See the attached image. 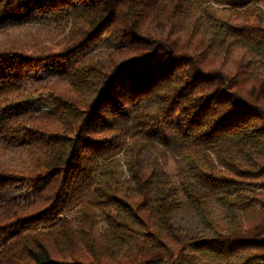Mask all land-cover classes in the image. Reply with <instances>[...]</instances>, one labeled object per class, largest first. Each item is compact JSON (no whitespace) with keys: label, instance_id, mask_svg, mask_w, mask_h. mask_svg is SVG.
<instances>
[{"label":"trees","instance_id":"trees-1","mask_svg":"<svg viewBox=\"0 0 264 264\" xmlns=\"http://www.w3.org/2000/svg\"><path fill=\"white\" fill-rule=\"evenodd\" d=\"M36 22L0 42V264H264V0H0Z\"/></svg>","mask_w":264,"mask_h":264},{"label":"rangeland","instance_id":"rangeland-1","mask_svg":"<svg viewBox=\"0 0 264 264\" xmlns=\"http://www.w3.org/2000/svg\"><path fill=\"white\" fill-rule=\"evenodd\" d=\"M42 30H46L45 26L38 22L28 24L25 27H13L8 30L1 29L0 42L19 40L24 38L31 39L33 35H35L37 32ZM53 73H54L53 65L47 64L41 71V77L42 78L46 76L48 77ZM53 77L58 78V76L55 75ZM34 81L35 79L33 78L32 82ZM18 108L23 110L25 106L24 104L19 103ZM1 116H4V114H2ZM177 133L178 130L175 128L174 124H170L167 126L166 129L157 131L155 137L151 140L150 143L151 146L148 155L150 160L153 163H156L158 167L160 166V164H165L168 168L171 169L173 164L175 163V158L173 154L167 149V146L175 139ZM168 159H170L169 162L166 161ZM166 166H164V168H166ZM123 174H124V178L129 177L126 164H124L123 166ZM34 188L35 187L12 188L7 190L6 193L8 195L17 196L21 199L30 200L34 196ZM221 209H222L221 207H218V210L220 212ZM180 220L185 226H191L195 228H201L203 226V223L200 220V218H197L188 211H183Z\"/></svg>","mask_w":264,"mask_h":264}]
</instances>
